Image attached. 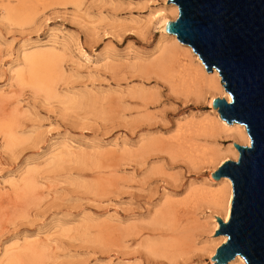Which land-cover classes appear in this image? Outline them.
Wrapping results in <instances>:
<instances>
[{"label":"rangeland","instance_id":"374dc122","mask_svg":"<svg viewBox=\"0 0 264 264\" xmlns=\"http://www.w3.org/2000/svg\"><path fill=\"white\" fill-rule=\"evenodd\" d=\"M169 3L0 0V264L211 263L201 250L206 241L177 258L143 246L149 211L171 189L184 196L194 175L181 161L167 163L183 184L174 188L151 172L163 160L144 163L131 152L148 136L173 134L180 119L211 114L207 102L191 108L193 101L174 92L159 70L140 75L138 67L160 55L153 12ZM9 9L20 16L7 19ZM48 46L58 50L63 72L54 97L14 76L25 69L24 52ZM142 86L160 94L149 108L155 113L149 131L138 124L143 108L131 95ZM5 123L13 126L16 145H9ZM231 141L222 139L220 147ZM25 239L31 245L23 250Z\"/></svg>","mask_w":264,"mask_h":264},{"label":"bare ground","instance_id":"6f19581e","mask_svg":"<svg viewBox=\"0 0 264 264\" xmlns=\"http://www.w3.org/2000/svg\"><path fill=\"white\" fill-rule=\"evenodd\" d=\"M78 1L71 0L73 3ZM168 12L174 17L177 16V6L169 3V7L159 8L153 12V17L156 18L162 33L160 55L155 60L140 65L138 67L140 75L148 76L152 71L159 70L163 80L174 92L183 95L186 101H193L194 105H191V108L200 107L199 104L207 102L211 114L203 117L192 114L184 120L180 119L173 134L156 138L148 136L143 139L145 142L139 151L131 152L134 156L140 155L144 163L151 159L154 160L153 162L163 160V163L151 169V172L166 181L168 179L174 188H180L183 184L178 175L167 172V163L171 165L170 167H174L178 161H181L194 175L189 184L183 188L184 196L176 198L180 189H171L173 193H168L157 208L149 211L150 238L143 246L147 251L149 250V254L152 252L177 258L197 250L195 248L197 242L206 241L207 245L201 250L210 254V264H213L214 260L211 257L216 248L226 240L224 234L213 236L219 227L216 217H220L223 221L229 218L232 184L228 177L215 180L211 174L229 157H232V160L237 159L238 151L234 142L249 145L250 139L243 124L227 123L219 116L218 109L213 108L212 101L215 97H224L227 102L231 97L221 84L218 71L214 69L208 72L188 44L180 42L175 34L166 31L167 22L173 19ZM17 16H20L19 13L9 9L6 18L11 20ZM54 36L57 34L54 33ZM58 57L60 54L53 46L24 52L22 63L25 64V69L15 70L14 76L18 82L27 81L51 97L57 96L56 81L63 73ZM131 95L138 98L141 102L139 107L143 108V111H140L142 117L137 120L138 124H145L146 130H151L155 113H151L149 108L160 101L159 91L142 86L135 88ZM69 102L75 103V100L70 99ZM1 127L9 145H16L18 139L15 137L13 126L5 123ZM222 139H232V141L229 146L221 148ZM61 146L68 150L72 148L70 144H61ZM61 154L62 152L55 155L58 157ZM151 156L153 158H150ZM205 171L209 172L208 178L203 183H199L198 178L204 177ZM28 184L29 182L27 186ZM26 241L24 247L21 246L23 250L31 245L28 239ZM8 264H13V261ZM226 264H246V262L237 254Z\"/></svg>","mask_w":264,"mask_h":264},{"label":"water","instance_id":"95a60500","mask_svg":"<svg viewBox=\"0 0 264 264\" xmlns=\"http://www.w3.org/2000/svg\"><path fill=\"white\" fill-rule=\"evenodd\" d=\"M178 8L166 31L188 44L208 72L216 69L231 97H215L213 108L227 123L245 126L249 145L234 142L236 160L212 172L232 184L229 218L216 217L214 235H226L211 257L226 264L240 255L264 264V0H167Z\"/></svg>","mask_w":264,"mask_h":264}]
</instances>
